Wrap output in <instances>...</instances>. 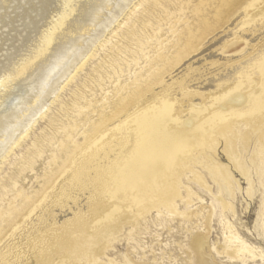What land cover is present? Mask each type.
<instances>
[{"label":"bare ground","instance_id":"6f19581e","mask_svg":"<svg viewBox=\"0 0 264 264\" xmlns=\"http://www.w3.org/2000/svg\"><path fill=\"white\" fill-rule=\"evenodd\" d=\"M133 1H73L56 41L42 49L31 42L20 59L16 80L26 90L33 86L31 93L3 109L10 95L0 91L2 149L27 136L12 130L24 128L54 92L70 83L91 56L90 46L128 9L112 31L127 45L108 44L112 37L105 42L109 67L135 66L142 58L144 65L107 90L98 84V98L76 97L66 109L73 115L56 128L54 142L47 136L33 140L18 169L19 176L31 174L41 159L29 188L26 177L18 186L17 175L0 184V264H119L108 257L112 244L122 236L134 241L130 236H140L150 220L164 215V220L179 217L193 225L205 218L202 209L181 212L177 205L189 208L198 200L191 182L210 192L198 169L214 181L230 182L228 165L213 159L219 151L248 179L237 146L246 149L252 140L250 162L264 164V0ZM184 9L189 12L181 17ZM163 27L170 34L167 46L157 37ZM148 28L152 35L142 32ZM122 50L127 57H121ZM207 231L189 237L193 264H215ZM223 238L216 255L242 264L253 260L252 248L231 228Z\"/></svg>","mask_w":264,"mask_h":264},{"label":"rangeland","instance_id":"374dc122","mask_svg":"<svg viewBox=\"0 0 264 264\" xmlns=\"http://www.w3.org/2000/svg\"><path fill=\"white\" fill-rule=\"evenodd\" d=\"M5 1L0 0V91L9 90L8 93L10 96L8 98L9 102L3 109L10 108L11 106L14 107L20 100H22L24 96L31 93L33 89L32 86L31 88H27L26 90V87L24 86L25 83L23 84L21 81L16 80V72L19 66H21L22 64V62H20V59L22 57V59L26 57V46L28 48L32 42L36 43L35 46L37 49H42L45 45H50L51 43L56 41L58 32L61 30L60 28H62L61 24L66 21V16L71 14V10H73L72 6H75L80 0H40L39 2L38 0ZM17 1L22 3H19ZM136 1L137 0H134L133 2L135 3ZM193 2L191 4H193ZM29 3H31L33 6ZM34 3L37 4L35 5ZM5 7L7 9H5ZM170 8L174 9V7L172 6ZM53 9L56 12L53 11ZM125 10L127 11L128 9L125 8ZM125 10L122 11L123 13L118 14L116 20H114L115 22H122L126 18L128 12H126ZM16 11L18 12L17 14ZM52 12H54L55 14ZM188 12V10L184 9L182 10V14L180 16L182 17L183 14L186 15L188 14ZM24 13L26 14V16ZM35 13H37L38 15ZM43 16L45 17L44 19H42L44 21L41 20ZM18 18L20 21H18ZM114 21L108 25V29L106 28L103 30L104 33L102 32L99 35L98 42L90 46V49L93 46L91 49L92 51L89 49V53L92 52L91 56L88 57V60L84 63L81 70L77 71L73 75L70 83L63 89H58L56 92H54V94H52V96L46 102L45 107H42V109L38 111L37 115H35L36 117L33 116L34 118L32 117L31 119H29L26 126L24 127L26 129L17 127L12 130V135H16L17 133H19L20 136H22V134H27V136L24 139H21L17 144L15 143L17 142V140H15L13 144L11 141L10 145L7 143L6 147L0 149L1 185H3L4 182L7 183L8 181L10 184V178L13 175H17L19 181L18 186L20 187L23 185V179L26 177L24 186H26V188H29L32 183L31 181L29 182V177L32 176L33 173H39L41 159L34 164L31 174H29V172H24L23 175L21 174L19 176L18 169L22 165L21 159L26 154L27 149L32 147L31 145L33 144V140L39 139L42 136H47L50 138H54L52 140V142H54V140L59 137L58 132H56V128L59 127V125H63L68 120V117H71L73 115L72 111H68L66 113V109L70 108L71 103L75 100L76 97L80 95L85 99H89L92 97L98 98L100 96V91L97 87L98 84H103V88L107 90V87L111 86L109 83L114 80H126L130 75L133 74L134 71L144 65L143 58L138 60L137 65H130L128 67L123 66V63L121 62L119 64L118 61V66H120V69L123 71L121 75L118 73L120 69H117V66L114 69L109 67L110 59L107 57L109 45L107 46V43L114 44L116 41H119L117 45L121 47H125L127 45L126 40H123V38L121 37H116L114 33H112V31H114L116 28V23ZM17 22L18 24H16ZM20 26H22V28ZM155 26L156 25H154L153 23V28H155ZM17 28L21 30L19 31ZM38 28L41 29L39 30ZM22 31L24 33H21ZM166 31L167 27H163V31L159 30V34H157V37L162 42L163 46L168 45L169 39H166L170 38V34ZM27 32L30 33L27 34ZM45 32L48 34H46ZM142 32H144L146 35H152L154 33L151 28H148L147 30L144 29ZM241 47L242 46L237 47L233 52L239 51ZM157 48H159V45L157 46ZM147 51H149V49ZM122 52L123 53L121 57H127L124 54V50H122ZM135 68L136 70H134ZM20 90L21 92H18ZM23 90L25 91L23 92ZM111 90V88L108 89V91ZM15 97L18 99L20 98L19 101ZM83 101L84 100L82 99L81 102ZM48 119H51V121H48ZM15 144L16 146H13ZM237 147L241 150L239 151V157L242 164L247 169L248 179L242 177L236 170L230 167V165L226 162L225 158L219 151L218 155L214 156L213 159L218 163L228 165V169L231 174L230 182L228 184H225L223 181H214L210 178L208 173H206L204 170L201 171V169H198L201 172L205 183L209 186L210 192H207L202 187L191 182L188 186L197 196V199L199 201L193 200V205H190L189 208H186V206L182 204L177 205L178 210L181 212H189L195 209H202L205 218L198 220L197 223H194L193 225H190L192 223L181 221L179 217H173L170 218V220L167 218L166 220H164L163 218H165V216L162 215L163 217H160V220L162 222L161 226H158V223L160 222L159 219L150 220V222L146 224L149 232L147 231L146 227H142L145 228V230L141 231L140 236L138 234H134L135 238H133L134 236H130L131 239H134V241L128 240V238L126 240L123 236L118 241H115L112 244V248L107 252L108 257L112 258L116 263L119 264H125L124 261L127 260L131 263L134 261V264H137L139 262L142 264L143 262L146 263L147 261L148 264H193V261L191 259V250H189L188 247L189 237L191 236V234H194L198 231L205 233L208 230L207 241L208 245H210L209 247H211V253L209 254L213 256L215 264H242L241 262H238V260L229 261L225 257V254L216 255L215 253L216 251H221V248L224 246L223 237L226 233V228H231V230L235 234H237L238 238L241 241L252 248L254 258L253 260L251 258H245L246 262L244 264H264V164H261L259 161H257L258 159L255 160L256 164L254 165L250 162V154L253 149L252 140H250L249 145L246 149H242L241 146ZM221 201L227 204L226 208L222 207ZM128 241L131 242L128 243ZM136 243H138L136 245L137 247L135 246ZM125 253L130 255H125ZM128 257L130 259H128Z\"/></svg>","mask_w":264,"mask_h":264}]
</instances>
